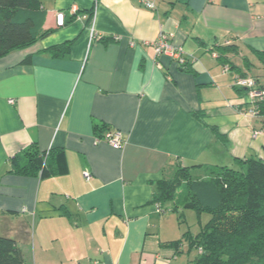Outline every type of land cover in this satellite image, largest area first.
<instances>
[{"label":"crops","instance_id":"1","mask_svg":"<svg viewBox=\"0 0 264 264\" xmlns=\"http://www.w3.org/2000/svg\"><path fill=\"white\" fill-rule=\"evenodd\" d=\"M149 1L43 0L53 31L0 57V233L33 264H167L158 182L179 164L264 159V116L233 84L239 73L264 86V0ZM162 32L196 60L157 55ZM68 40L64 56L44 51ZM97 126L121 130L124 147L97 141ZM36 145L63 148L66 171H12Z\"/></svg>","mask_w":264,"mask_h":264},{"label":"trees","instance_id":"2","mask_svg":"<svg viewBox=\"0 0 264 264\" xmlns=\"http://www.w3.org/2000/svg\"><path fill=\"white\" fill-rule=\"evenodd\" d=\"M42 1L0 0V57L28 47L53 31V28L43 27L45 14L42 16L38 12ZM71 44L68 40L44 51L61 57L70 52ZM257 53L264 63V50ZM219 57L224 55L219 54ZM191 63L180 66L187 68ZM255 108L257 114L264 116V99L257 102ZM111 130L97 126L96 137L102 138ZM50 157L56 158V169L49 168ZM64 158L63 148L41 151L36 145L23 151L21 159L14 161L12 171L41 176L62 173L66 171ZM236 160L232 166L179 164L174 176L158 182L153 200L160 206L170 202L169 210L179 213L180 218L187 208L210 215L199 233L185 234L189 243L198 249L193 264H264V159L250 156ZM198 168L203 172L194 175L193 171ZM166 244L176 255L181 252L183 240H171ZM0 264L33 263L25 258L14 237L0 234Z\"/></svg>","mask_w":264,"mask_h":264},{"label":"rangeland","instance_id":"3","mask_svg":"<svg viewBox=\"0 0 264 264\" xmlns=\"http://www.w3.org/2000/svg\"><path fill=\"white\" fill-rule=\"evenodd\" d=\"M162 33H165V32H162ZM167 34H170V33H167ZM173 37H174V34L170 39V41L172 43H173V41H172ZM233 45L234 44H231V45H228L226 47H230V46L232 47ZM176 46H179V45H176ZM180 47H182V46H180ZM222 50H223V48H222ZM195 60H196V58H193V60H188L187 62L193 63ZM185 63L186 62L179 64L177 61V64H179V66L182 64H185ZM231 69H232V67H229V65L228 66L223 65L224 71H230ZM237 76H244V77L252 79L253 84H254L252 87L236 86L235 84L234 85L240 89H244V88L247 89V94H249V96L251 97L252 105L251 106L248 105V107L245 109L246 113H247V110L249 107H251V108L253 107L256 111L255 115L259 116V114H257V110L255 108V105L257 104V102L264 99V86L259 84L257 79L253 76L243 75V74H239V73L237 74ZM235 77L236 76H234V78ZM258 133H259L258 130L255 131V134H258ZM176 172H177V169L175 170V174H176ZM202 172H203V170H200V169L197 170L196 169L193 171V174L196 175V174H199ZM181 212L182 211H180V213ZM209 217H210V215L207 212L199 213L193 208H187V209H184L183 216H182V218H180L179 213H177L176 211L169 210V207L167 208L166 214H164V217H163V220H164L163 224L166 226L167 231L162 235L163 238L160 237L161 241L165 245L168 241H171V240H178V239L183 240L181 252L176 254V256L169 258V260L167 261V264H193V258L198 253V249H197V247H195L189 243V241L186 239L185 234L196 235L197 233H199L202 226L208 221ZM33 236H34V231H33V228L31 227L29 238L31 239V238H33Z\"/></svg>","mask_w":264,"mask_h":264},{"label":"built area","instance_id":"4","mask_svg":"<svg viewBox=\"0 0 264 264\" xmlns=\"http://www.w3.org/2000/svg\"><path fill=\"white\" fill-rule=\"evenodd\" d=\"M144 5L147 6L150 9H155L156 5L154 2L149 0H142ZM57 23L59 25H63L65 23V12L59 11L57 12ZM173 36L172 33H161L159 38L152 42V45L154 46L156 53L158 55L165 54L170 56L171 58L178 61L179 64L187 62L189 60V56L184 52L183 48L180 46L174 45L170 39ZM233 80V84L236 86H245V87H252L253 81L250 78L244 77V76H237ZM253 100V99H252ZM10 102H15L14 98H10ZM247 113L251 115H255L256 111L252 107H249L247 110ZM97 141L105 140L109 144H111L115 148H123L125 144V136L124 133L119 129H112L111 131L106 132L105 136L102 138H97ZM86 176H89V173L85 172Z\"/></svg>","mask_w":264,"mask_h":264}]
</instances>
